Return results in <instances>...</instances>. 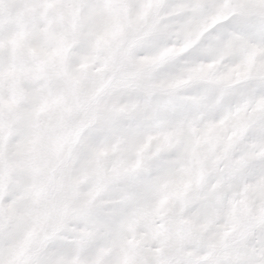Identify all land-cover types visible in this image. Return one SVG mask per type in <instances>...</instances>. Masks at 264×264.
I'll return each mask as SVG.
<instances>
[{
  "label": "snow or ice",
  "instance_id": "obj_1",
  "mask_svg": "<svg viewBox=\"0 0 264 264\" xmlns=\"http://www.w3.org/2000/svg\"><path fill=\"white\" fill-rule=\"evenodd\" d=\"M0 264H264V0H0Z\"/></svg>",
  "mask_w": 264,
  "mask_h": 264
}]
</instances>
